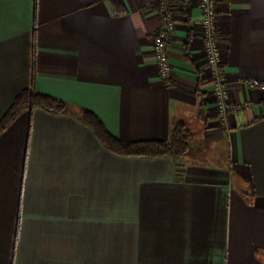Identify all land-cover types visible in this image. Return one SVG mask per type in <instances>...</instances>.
<instances>
[{"label":"crops","instance_id":"crops-1","mask_svg":"<svg viewBox=\"0 0 264 264\" xmlns=\"http://www.w3.org/2000/svg\"><path fill=\"white\" fill-rule=\"evenodd\" d=\"M172 82L160 77V0H0V121L25 89L69 104L25 111L0 135V264H264V0H219L220 121L199 0H171ZM119 140L188 152L125 157Z\"/></svg>","mask_w":264,"mask_h":264},{"label":"trees","instance_id":"trees-1","mask_svg":"<svg viewBox=\"0 0 264 264\" xmlns=\"http://www.w3.org/2000/svg\"><path fill=\"white\" fill-rule=\"evenodd\" d=\"M8 111L0 121V135L5 131L20 114L25 111L33 113L43 109L53 113L65 114L69 104L53 96L37 92L35 87L23 90L10 105ZM80 119L91 128L97 138L111 152L125 157H174L185 155L190 147L193 132L185 122L178 123L171 131L167 141H136L125 142L114 136L104 125L102 120L93 111L83 108Z\"/></svg>","mask_w":264,"mask_h":264},{"label":"built area","instance_id":"built-area-1","mask_svg":"<svg viewBox=\"0 0 264 264\" xmlns=\"http://www.w3.org/2000/svg\"><path fill=\"white\" fill-rule=\"evenodd\" d=\"M219 0H199L202 17L199 21L202 27L204 47L209 62L208 76L212 81L214 98L217 99L218 112L221 123L227 124L228 114L243 108L231 100L229 90L225 83L223 60L219 47ZM171 0H160V10L163 23L154 34V53L156 57L158 72L166 83H171L173 79V65L169 56L170 35L175 30V17L171 11ZM264 88V84H255Z\"/></svg>","mask_w":264,"mask_h":264}]
</instances>
